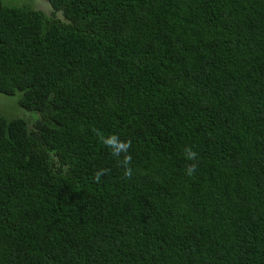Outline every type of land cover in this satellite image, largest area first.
I'll list each match as a JSON object with an SVG mask.
<instances>
[{
    "label": "trees",
    "instance_id": "trees-1",
    "mask_svg": "<svg viewBox=\"0 0 264 264\" xmlns=\"http://www.w3.org/2000/svg\"><path fill=\"white\" fill-rule=\"evenodd\" d=\"M0 94V264H264V0H0Z\"/></svg>",
    "mask_w": 264,
    "mask_h": 264
},
{
    "label": "clouds",
    "instance_id": "clouds-1",
    "mask_svg": "<svg viewBox=\"0 0 264 264\" xmlns=\"http://www.w3.org/2000/svg\"><path fill=\"white\" fill-rule=\"evenodd\" d=\"M103 143L112 149V154L114 156H119L121 153H124V159L121 161V164L124 166V177L131 178L132 176V168L129 167L131 163V156L128 154V150L131 147L130 140H120V138L116 134H112L109 137L103 140ZM186 156L189 160H195L197 157V153L191 148L186 149ZM188 173L191 174L195 171V165L188 166ZM108 173V169H100L93 175V180L95 182H99L102 175Z\"/></svg>",
    "mask_w": 264,
    "mask_h": 264
},
{
    "label": "rangeland",
    "instance_id": "rangeland-1",
    "mask_svg": "<svg viewBox=\"0 0 264 264\" xmlns=\"http://www.w3.org/2000/svg\"><path fill=\"white\" fill-rule=\"evenodd\" d=\"M14 1H16V3L22 2V0H14ZM42 5L44 6L43 2H42ZM10 101H11V104H10ZM17 106L18 105L16 101L10 99V97H4L2 94H0V114H3L9 118H12L18 115H24L21 109H16Z\"/></svg>",
    "mask_w": 264,
    "mask_h": 264
}]
</instances>
